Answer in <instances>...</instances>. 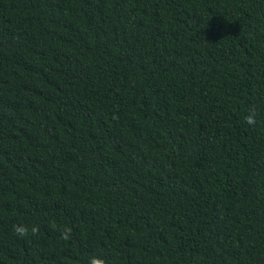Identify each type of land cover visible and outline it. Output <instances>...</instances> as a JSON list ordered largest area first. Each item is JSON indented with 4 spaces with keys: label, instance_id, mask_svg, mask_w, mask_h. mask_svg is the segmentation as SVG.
<instances>
[{
    "label": "trees",
    "instance_id": "trees-1",
    "mask_svg": "<svg viewBox=\"0 0 264 264\" xmlns=\"http://www.w3.org/2000/svg\"><path fill=\"white\" fill-rule=\"evenodd\" d=\"M92 258L264 264V0H0V264Z\"/></svg>",
    "mask_w": 264,
    "mask_h": 264
},
{
    "label": "clouds",
    "instance_id": "clouds-1",
    "mask_svg": "<svg viewBox=\"0 0 264 264\" xmlns=\"http://www.w3.org/2000/svg\"><path fill=\"white\" fill-rule=\"evenodd\" d=\"M14 228H15V231L18 235L24 236V235L28 234V229H26V228H19V227H15V226H14ZM31 232H32V234H36L38 232V228L33 227L31 229ZM91 264H103V262L99 259L92 258Z\"/></svg>",
    "mask_w": 264,
    "mask_h": 264
}]
</instances>
